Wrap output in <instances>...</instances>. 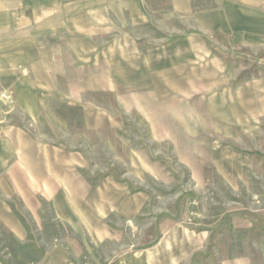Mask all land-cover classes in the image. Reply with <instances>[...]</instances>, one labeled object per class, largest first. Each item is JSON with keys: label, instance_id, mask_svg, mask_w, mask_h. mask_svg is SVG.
<instances>
[{"label": "rangeland", "instance_id": "1", "mask_svg": "<svg viewBox=\"0 0 264 264\" xmlns=\"http://www.w3.org/2000/svg\"><path fill=\"white\" fill-rule=\"evenodd\" d=\"M79 1L0 0V264H264V4Z\"/></svg>", "mask_w": 264, "mask_h": 264}, {"label": "crops", "instance_id": "2", "mask_svg": "<svg viewBox=\"0 0 264 264\" xmlns=\"http://www.w3.org/2000/svg\"><path fill=\"white\" fill-rule=\"evenodd\" d=\"M115 4H146L147 0H115ZM164 4H194V0H161ZM205 1V0H203ZM207 1V0H206ZM219 4H264V0H213ZM103 0H81L76 4H104ZM109 4V3H108ZM4 11L7 9L3 8ZM12 12H1L0 16V64L2 60L9 61L13 67H18L19 58H32L33 53L27 51L34 39L33 30L26 27L28 22L19 24L13 19ZM18 24V25H16ZM21 26V27H20ZM30 60L27 62L29 63ZM33 63V61H31ZM17 71V69H15ZM18 72V71H17Z\"/></svg>", "mask_w": 264, "mask_h": 264}]
</instances>
